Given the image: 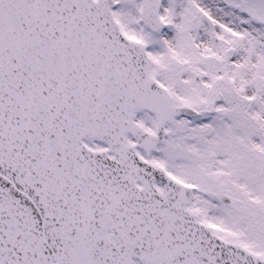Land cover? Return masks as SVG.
Wrapping results in <instances>:
<instances>
[{
  "label": "snow or ice",
  "instance_id": "1",
  "mask_svg": "<svg viewBox=\"0 0 264 264\" xmlns=\"http://www.w3.org/2000/svg\"><path fill=\"white\" fill-rule=\"evenodd\" d=\"M0 264H264V0H0Z\"/></svg>",
  "mask_w": 264,
  "mask_h": 264
}]
</instances>
